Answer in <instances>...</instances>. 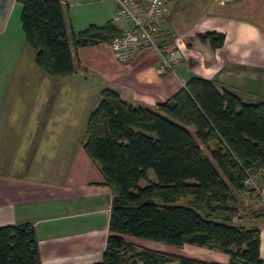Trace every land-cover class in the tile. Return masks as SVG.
I'll use <instances>...</instances> for the list:
<instances>
[{"label": "crops", "instance_id": "crops-1", "mask_svg": "<svg viewBox=\"0 0 264 264\" xmlns=\"http://www.w3.org/2000/svg\"><path fill=\"white\" fill-rule=\"evenodd\" d=\"M58 1L75 65L67 77H50L35 65L21 5L0 0V227L30 223L41 264H94L106 245L113 194L81 142L101 90L152 109L201 77L245 103L264 101V86L254 84L264 79V0L167 2L156 43L173 49L177 64L165 74L152 47L120 63L110 43L72 45L71 35L91 25L110 21L122 30L114 0ZM207 32L222 33L223 46L212 50L197 39ZM236 57L252 66L230 63ZM253 225L264 264V220ZM221 257L225 263L227 255Z\"/></svg>", "mask_w": 264, "mask_h": 264}, {"label": "trees", "instance_id": "trees-1", "mask_svg": "<svg viewBox=\"0 0 264 264\" xmlns=\"http://www.w3.org/2000/svg\"><path fill=\"white\" fill-rule=\"evenodd\" d=\"M16 1L25 41L36 51L35 65L50 77L73 74L60 2ZM120 33L108 21L72 34L71 43H109ZM197 39L216 50L225 36L207 32ZM81 143L113 194L106 245L94 264H263L259 228L234 219L240 198H259L247 184L249 174L264 190V101L245 103L232 90L201 77H191L152 109L132 106L116 91L103 89ZM150 172L154 181L148 179ZM243 218L264 220V208ZM129 238L177 249H218L229 260L167 253ZM0 264H41L30 223L0 227Z\"/></svg>", "mask_w": 264, "mask_h": 264}, {"label": "built area", "instance_id": "built-area-1", "mask_svg": "<svg viewBox=\"0 0 264 264\" xmlns=\"http://www.w3.org/2000/svg\"><path fill=\"white\" fill-rule=\"evenodd\" d=\"M170 0H114L117 17L124 26L120 35L109 42L115 59L120 63L131 60L141 47H152L160 56L157 71L161 74L174 72L177 64L173 49L161 47L156 43L159 21L165 5ZM227 2L230 0H215ZM258 178L249 174L248 186L259 193L258 201L264 208V190L257 185Z\"/></svg>", "mask_w": 264, "mask_h": 264}, {"label": "rangeland", "instance_id": "rangeland-1", "mask_svg": "<svg viewBox=\"0 0 264 264\" xmlns=\"http://www.w3.org/2000/svg\"><path fill=\"white\" fill-rule=\"evenodd\" d=\"M230 63H234L235 65L241 64L244 66H252L249 62H245L243 59L238 58V57H236L235 61L231 60ZM13 77L16 78V76H13ZM262 78H264V77H262ZM262 81H264V79L258 80L254 84L258 85V86L262 84L264 86V83ZM218 88L221 89V87H219V86H218ZM148 179H149V181H154V175L152 172H150L148 174ZM145 184H146V182H144V181L141 182V185H145ZM188 201H189V199H184V200H182V203H187ZM260 207H262V206L260 205L258 200L250 201L249 199H246V197L240 198L238 216H236V219L234 221L243 223V224L248 225V226L255 224V221L249 222V221H253V220H246L243 218V216L245 215V213L259 210ZM262 224H261V226L259 225V227H262ZM257 226H258V223H257ZM128 240L137 246H142V247H146V248L160 250V251L167 252V253L184 255V256L199 258V259L207 260V261H221V260H223V257H221V255L223 253L218 249H208L206 247L189 246V245H184L182 248L177 249V248H174V247H171L168 245L156 243V242L146 240V239L129 238ZM228 260H229V258L227 256V258H225L224 262L228 263ZM173 264H178V263H173Z\"/></svg>", "mask_w": 264, "mask_h": 264}]
</instances>
